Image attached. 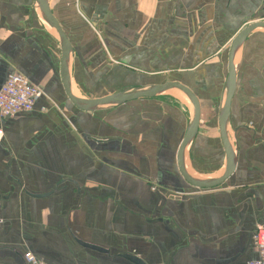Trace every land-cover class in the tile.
<instances>
[{
    "label": "crops",
    "instance_id": "0c3cea01",
    "mask_svg": "<svg viewBox=\"0 0 264 264\" xmlns=\"http://www.w3.org/2000/svg\"><path fill=\"white\" fill-rule=\"evenodd\" d=\"M34 1L0 0V85L16 72L43 93L33 111L0 117V264H25L26 252L46 264H133L126 255L144 264L255 260L252 235L264 226V31L248 36L237 67L229 112L235 170L220 186L196 189L176 162L188 116L175 99H183L78 111ZM48 4L71 45L73 93L93 99L167 81L187 86L200 103L191 151L206 160L203 174L217 177L224 154L218 130H209L217 134L212 146L201 137L203 112L217 126L230 41L264 20V0Z\"/></svg>",
    "mask_w": 264,
    "mask_h": 264
},
{
    "label": "water",
    "instance_id": "95a60500",
    "mask_svg": "<svg viewBox=\"0 0 264 264\" xmlns=\"http://www.w3.org/2000/svg\"><path fill=\"white\" fill-rule=\"evenodd\" d=\"M34 2L43 22L56 37L60 49V81L68 101L74 108L81 112L93 113L97 111L109 110L135 100L154 98L168 91L179 92L188 100L191 108V113L187 122L185 133L178 146L176 154L177 168L180 176L191 187L208 190L220 186L232 175L236 167L237 157L229 138V112L231 101L236 91L237 85L236 58L239 55L245 40L253 31H264V20H256L246 24L230 41L227 50L226 78L217 112V130L224 154L223 172L220 174V176L208 180H202L193 177L184 166L185 153L188 150L190 144L196 138L200 122V103L196 94L187 86L179 82L167 81L160 85H150L146 87L119 91L101 98L88 99L76 96L72 91L69 79L70 61L72 55L71 45L60 24L53 16L48 4V0H35ZM33 197L39 198L41 196ZM85 246L98 252H104V250L101 248L89 245ZM123 258L133 264H144L138 257L135 256L126 255L123 256Z\"/></svg>",
    "mask_w": 264,
    "mask_h": 264
},
{
    "label": "built area",
    "instance_id": "2783aa9c",
    "mask_svg": "<svg viewBox=\"0 0 264 264\" xmlns=\"http://www.w3.org/2000/svg\"><path fill=\"white\" fill-rule=\"evenodd\" d=\"M43 97L40 88L31 84L23 75L10 73L4 83L0 85V117L10 118L20 113L34 110L38 100ZM43 111L44 108H41ZM3 140V131L0 128V142ZM252 241L257 258L247 264H264V226L256 225ZM25 264H46L38 260L32 253L23 255Z\"/></svg>",
    "mask_w": 264,
    "mask_h": 264
},
{
    "label": "rangeland",
    "instance_id": "374dc122",
    "mask_svg": "<svg viewBox=\"0 0 264 264\" xmlns=\"http://www.w3.org/2000/svg\"><path fill=\"white\" fill-rule=\"evenodd\" d=\"M240 56H241V51H240L239 55L236 58V65H237V67L239 66V62H240V59H241ZM73 92H75L74 89H73ZM75 94H76V92H75ZM174 95L175 96H178V98L180 96L183 99V103H181L177 99H175V97H173ZM160 96H169V97L171 96L170 98L173 97L179 104H181L183 107L186 108L187 116H188L187 117V120L189 119L190 113H191L190 104H189L188 100L181 93L174 92V91H170V92L168 91V92H165V93H163L161 95H158V97H160ZM208 106H210V104H208L207 107ZM218 106H219V104H217V107ZM200 128H201V135H202L201 137L204 138V141L206 143H209L212 146L213 145V141L212 140L213 139H216V136H217V134L216 135H212V136L210 135V131L211 130H213V131L216 130L217 131V126H216V122H215L214 113L213 114H210V116H207L206 113L203 112V118L201 120V127ZM229 134H231V124H230V133ZM197 135H198V133H197ZM218 139L219 138L217 136V140ZM231 141H232V137H231ZM192 143L190 144L188 150L185 153V161L187 162V171L193 177H196V178H199V179H202V180H208V179L213 178V176H206V175L203 174V173H205L204 170H207L208 169V171H210V168L209 167L208 168L206 167V164H205V161L206 160H203L202 158H199V157H197L196 159L194 158L193 152L191 151V148H192L191 145H192ZM216 146H218V145L216 144ZM220 154H221V152L218 153V157H217V159L219 160V162H220V160H223L224 161V159H222V155L220 157ZM223 164L224 163L221 162V165H223ZM222 172H223V168L220 167V168H218L215 171V173L213 172L214 173L213 175L214 176H216V175L217 176H220V174H222Z\"/></svg>",
    "mask_w": 264,
    "mask_h": 264
}]
</instances>
